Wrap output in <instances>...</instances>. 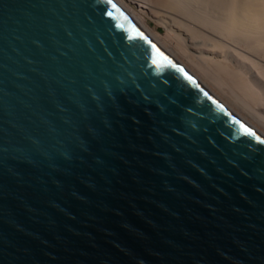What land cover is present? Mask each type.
<instances>
[{"label":"water","instance_id":"95a60500","mask_svg":"<svg viewBox=\"0 0 264 264\" xmlns=\"http://www.w3.org/2000/svg\"><path fill=\"white\" fill-rule=\"evenodd\" d=\"M0 264H264V135L113 0H0Z\"/></svg>","mask_w":264,"mask_h":264},{"label":"bare ground","instance_id":"6f19581e","mask_svg":"<svg viewBox=\"0 0 264 264\" xmlns=\"http://www.w3.org/2000/svg\"><path fill=\"white\" fill-rule=\"evenodd\" d=\"M113 1L217 99L264 135V0H134L142 13L165 25L168 37L148 27L124 0Z\"/></svg>","mask_w":264,"mask_h":264},{"label":"rangeland","instance_id":"374dc122","mask_svg":"<svg viewBox=\"0 0 264 264\" xmlns=\"http://www.w3.org/2000/svg\"><path fill=\"white\" fill-rule=\"evenodd\" d=\"M124 1L142 16L143 20L145 21L148 27L155 29L156 31H158V33H160V35L168 37V33L165 25L161 23V21L158 22L159 21L158 18L150 14L142 13L134 0H124Z\"/></svg>","mask_w":264,"mask_h":264}]
</instances>
